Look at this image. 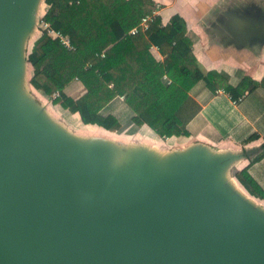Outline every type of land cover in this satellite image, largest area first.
Returning a JSON list of instances; mask_svg holds the SVG:
<instances>
[{
  "label": "water",
  "instance_id": "obj_1",
  "mask_svg": "<svg viewBox=\"0 0 264 264\" xmlns=\"http://www.w3.org/2000/svg\"><path fill=\"white\" fill-rule=\"evenodd\" d=\"M41 0H0V264H264V214L195 150L122 168L28 98Z\"/></svg>",
  "mask_w": 264,
  "mask_h": 264
},
{
  "label": "trees",
  "instance_id": "obj_2",
  "mask_svg": "<svg viewBox=\"0 0 264 264\" xmlns=\"http://www.w3.org/2000/svg\"><path fill=\"white\" fill-rule=\"evenodd\" d=\"M45 3L49 9L43 20L67 36L72 49L38 27L27 58L33 89L61 110L78 114L83 125L118 131L117 118L104 116L102 111L114 99L123 97L134 112L135 125H147L163 140L189 136L185 123L189 92L200 81L213 88L214 74L206 76L199 69L184 19L174 16L163 26L156 16L147 31L132 35L143 18L157 11L154 0ZM153 47L159 49L162 61ZM75 81L85 89L77 99L66 91ZM259 86L264 87V80ZM227 92L233 100L240 97L231 87ZM55 93H59L57 99H53ZM236 178L249 196L264 201V190L247 169Z\"/></svg>",
  "mask_w": 264,
  "mask_h": 264
},
{
  "label": "crops",
  "instance_id": "obj_3",
  "mask_svg": "<svg viewBox=\"0 0 264 264\" xmlns=\"http://www.w3.org/2000/svg\"><path fill=\"white\" fill-rule=\"evenodd\" d=\"M154 1L163 26L170 24L174 16L184 19L199 69L206 76L214 74L213 88L200 81L189 92L191 101L185 119L188 137L163 140L147 125H135L134 112L123 97H117L102 111L104 116L117 118L118 131L91 126L99 133L84 134L75 127L82 124L78 114L61 110L30 86V67L26 77L29 91L25 90L28 98L76 141H94L108 146L112 150V163L118 168L149 152L160 161L195 150L204 152L209 158L224 159L220 181L239 197L250 198L251 201L247 199L249 203L264 214V201L249 196L236 178L247 169L264 190V87L259 86L264 80V0ZM48 9L45 3L39 20ZM31 39L27 42V55L33 46L34 41L29 43ZM155 48L152 50L162 61L163 56ZM247 80L258 86H250ZM229 87L237 90L239 98L244 97L242 102L234 104L227 92ZM66 91L75 99L85 93L78 81ZM251 137L254 138L250 140Z\"/></svg>",
  "mask_w": 264,
  "mask_h": 264
},
{
  "label": "built area",
  "instance_id": "obj_4",
  "mask_svg": "<svg viewBox=\"0 0 264 264\" xmlns=\"http://www.w3.org/2000/svg\"><path fill=\"white\" fill-rule=\"evenodd\" d=\"M156 16H158L157 11L154 13L153 16H146L145 18H143L139 27L133 29L131 31V34L136 35L137 33H139L140 30H142L144 32L147 31L150 27V24L155 20ZM38 27H40L41 31L45 32L50 37L59 39L61 41V43L65 47H67L68 49H72V46H71V43H70V40L68 39V37L65 36L62 32L54 30L49 23H47L43 20V16L39 20ZM155 49H158V48H155ZM165 78L167 79V77H165ZM58 97H59V93H55L53 95V99H57ZM243 99H244V97H241L237 100H234V104L235 105L239 104L240 102L243 101Z\"/></svg>",
  "mask_w": 264,
  "mask_h": 264
},
{
  "label": "rangeland",
  "instance_id": "obj_5",
  "mask_svg": "<svg viewBox=\"0 0 264 264\" xmlns=\"http://www.w3.org/2000/svg\"><path fill=\"white\" fill-rule=\"evenodd\" d=\"M44 8H45V2L44 0H41L40 4L38 5L37 7V16H36V19L39 17L40 14L43 13L44 11ZM38 22H39V19H38ZM37 34V32L35 33ZM36 36V35H35ZM34 41V39H31V41L29 42L30 44ZM56 111V109H54ZM56 116H59L60 117V114H56ZM75 126V125H74ZM77 126V125H76ZM79 128H82L80 129L79 131H82V133H90L91 135H94L96 133H99L97 128H94V127H91V126H86V125H82V126H78ZM84 128V129H83ZM93 131V132H92Z\"/></svg>",
  "mask_w": 264,
  "mask_h": 264
},
{
  "label": "bare ground",
  "instance_id": "obj_6",
  "mask_svg": "<svg viewBox=\"0 0 264 264\" xmlns=\"http://www.w3.org/2000/svg\"><path fill=\"white\" fill-rule=\"evenodd\" d=\"M29 65L27 66V73H25V78H24V82H23V88H24V90H26L27 92L29 91V86H27V78H28V71H29ZM27 77V78H26ZM83 124H77V126H75L76 128H78V129H82V128H79L78 126H82ZM84 129V128H83ZM93 132V131H92ZM240 190V189H239ZM248 197V196H247ZM247 199H249V201H251L250 200V198H247Z\"/></svg>",
  "mask_w": 264,
  "mask_h": 264
}]
</instances>
